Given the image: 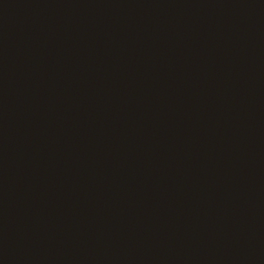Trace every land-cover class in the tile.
Listing matches in <instances>:
<instances>
[{
    "label": "water",
    "instance_id": "water-1",
    "mask_svg": "<svg viewBox=\"0 0 264 264\" xmlns=\"http://www.w3.org/2000/svg\"><path fill=\"white\" fill-rule=\"evenodd\" d=\"M0 264H264V0H0Z\"/></svg>",
    "mask_w": 264,
    "mask_h": 264
}]
</instances>
